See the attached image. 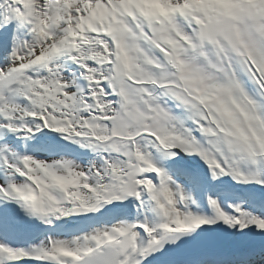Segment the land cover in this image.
Masks as SVG:
<instances>
[{
  "label": "snow or ice",
  "instance_id": "snow-or-ice-1",
  "mask_svg": "<svg viewBox=\"0 0 264 264\" xmlns=\"http://www.w3.org/2000/svg\"><path fill=\"white\" fill-rule=\"evenodd\" d=\"M0 264H264V0H0Z\"/></svg>",
  "mask_w": 264,
  "mask_h": 264
}]
</instances>
